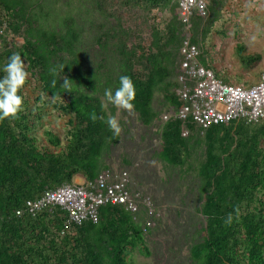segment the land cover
Listing matches in <instances>:
<instances>
[{"label": "trees", "instance_id": "16d2710c", "mask_svg": "<svg viewBox=\"0 0 264 264\" xmlns=\"http://www.w3.org/2000/svg\"><path fill=\"white\" fill-rule=\"evenodd\" d=\"M211 1L209 16L193 19V43L205 41L221 14L220 4L228 0ZM178 7V0H0V66L19 52L29 72L24 110L0 123V264H133L129 251L146 248L147 226L121 204L102 206L98 222L82 225L67 224V213L58 206L36 216L16 212L46 190L74 183L79 174L94 180L108 168L104 156L120 136L100 119L110 116L100 93L115 91L121 75L135 83L134 110L144 125L160 117L154 107L158 91L175 113L179 110L175 76L183 28ZM124 8L171 9L172 15L165 29L150 28L152 40L145 49L143 43L129 45L133 31L126 29ZM93 27L97 32L90 43ZM10 34L23 42L9 43ZM93 45L100 50L96 63L89 54ZM236 50L244 67L262 60L244 42ZM204 55L202 63L231 82ZM64 76L72 79V92L61 87ZM31 80L39 88L35 100L70 117L65 142L51 130L45 131V140L33 132L35 103L26 94ZM36 108L40 112L42 105ZM188 127L191 134L185 136L181 119L166 121L159 155L184 167L198 147L205 148L199 167L205 221L191 250L195 264H264V120L213 125L199 140H192L196 125L189 122Z\"/></svg>", "mask_w": 264, "mask_h": 264}, {"label": "rangeland", "instance_id": "374dc122", "mask_svg": "<svg viewBox=\"0 0 264 264\" xmlns=\"http://www.w3.org/2000/svg\"><path fill=\"white\" fill-rule=\"evenodd\" d=\"M220 9L221 14L212 31L205 41L200 40L204 57L223 75L230 77L231 82L253 84L260 80L264 70V0H228L223 5L220 4ZM123 14L126 29L132 27L133 31L129 30L132 37L129 45L143 43L147 49L152 40L150 28L153 26L165 29L166 20L171 17L172 12L171 9L162 11L156 8L147 13L138 8H124ZM93 28L88 38L90 43L95 42L93 40L97 30ZM8 41L22 43L23 38L10 34ZM238 42H244L250 51L259 52L262 60L252 68L244 67L236 50ZM90 51V57L96 63L99 47L93 45ZM116 56L113 55V61L118 60V55ZM137 68L141 70L142 65ZM38 91L37 82L31 80L26 94L35 103L32 106L35 116L33 132L45 140V131L51 130L65 142L71 127L70 117L56 110L51 103L43 105L35 100ZM100 96L109 115L116 116L122 127L120 140L112 144L104 156L108 167L105 170L115 173L123 170L130 172L131 188L141 202L138 220L147 226L146 248L131 249L129 259L133 264H195L191 250L205 221L201 213L205 197L201 191L202 181L199 176L205 148L198 147L190 163L184 167L172 166L160 157L165 122L163 117L175 115L161 91L156 92L154 99V107L160 117L150 126L142 123L135 110H117L107 102L103 91ZM39 105H42L40 112L36 108ZM200 137L204 136L198 130L193 133L192 140H199ZM84 180L83 175H78L74 182L82 183ZM147 198L150 204L147 203Z\"/></svg>", "mask_w": 264, "mask_h": 264}, {"label": "built area", "instance_id": "2783aa9c", "mask_svg": "<svg viewBox=\"0 0 264 264\" xmlns=\"http://www.w3.org/2000/svg\"><path fill=\"white\" fill-rule=\"evenodd\" d=\"M179 19L183 28L180 47V63L177 94L182 106L175 115H165L166 122L172 116L183 121V134L190 136L189 122H193L204 134L213 125L229 124L244 119L257 124L264 120V71L259 81L247 86L225 82L214 69L201 61L202 47L193 43V19L210 14L209 0H178ZM4 29H0V37ZM164 122V123H165ZM132 177L128 170L115 173L102 171L94 180L65 183L46 190L41 196L27 200L17 210L18 216H36L43 209L60 207L67 213V224L82 225L86 221L98 222L100 208L107 204H121L138 220L141 202L132 190ZM150 204V200L146 199Z\"/></svg>", "mask_w": 264, "mask_h": 264}, {"label": "clouds", "instance_id": "9594fccd", "mask_svg": "<svg viewBox=\"0 0 264 264\" xmlns=\"http://www.w3.org/2000/svg\"><path fill=\"white\" fill-rule=\"evenodd\" d=\"M62 66V70H64ZM0 123L5 120H11L18 118L19 114L24 110L25 98L23 96V89L27 83L29 72L26 69L24 58L19 52H14L7 59V62L0 66ZM56 81H53L55 86ZM61 87L65 92H72V79L63 77V83ZM104 96L108 103L113 105L117 110H125L131 112L135 107V100L137 96L136 86L133 80L128 75H121L119 78V86L113 91L112 89H106ZM92 119H97L93 114ZM104 120L109 131L114 136H120L122 127L120 121L116 116H109L105 120L104 117H100ZM231 222V216L228 217V221Z\"/></svg>", "mask_w": 264, "mask_h": 264}, {"label": "crops", "instance_id": "0c3cea01", "mask_svg": "<svg viewBox=\"0 0 264 264\" xmlns=\"http://www.w3.org/2000/svg\"><path fill=\"white\" fill-rule=\"evenodd\" d=\"M211 2H212V1L209 0V6H210ZM221 5H223V3H221ZM219 9H220V7H219ZM220 10H221V9H220ZM220 13H221V11H220ZM256 82H257V81H256ZM79 175H80V174H79Z\"/></svg>", "mask_w": 264, "mask_h": 264}]
</instances>
